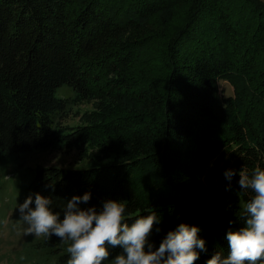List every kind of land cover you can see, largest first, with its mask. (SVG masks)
<instances>
[{"label": "trees", "instance_id": "16d2710c", "mask_svg": "<svg viewBox=\"0 0 264 264\" xmlns=\"http://www.w3.org/2000/svg\"><path fill=\"white\" fill-rule=\"evenodd\" d=\"M81 101L92 109L65 124ZM78 139L101 144L95 163L37 166L27 188L56 211L86 191L88 205L123 200L129 220L155 210V245L184 222L205 240L194 264L226 255L252 194L224 172L264 166V0H0V159ZM65 248L24 250L67 264Z\"/></svg>", "mask_w": 264, "mask_h": 264}, {"label": "clouds", "instance_id": "9594fccd", "mask_svg": "<svg viewBox=\"0 0 264 264\" xmlns=\"http://www.w3.org/2000/svg\"><path fill=\"white\" fill-rule=\"evenodd\" d=\"M237 174L240 192L252 195L240 207V226L225 230L227 254L217 250L204 264H264V166L224 172L229 182ZM90 199L87 191L72 195L56 211L51 197L35 192L16 203L15 210L24 235L55 236L66 245L67 264H194L207 251L197 225L181 222L155 245L149 239L153 225L161 223L155 210L129 220L123 200L104 199L96 206L88 205ZM115 248L120 251L109 259Z\"/></svg>", "mask_w": 264, "mask_h": 264}, {"label": "rangeland", "instance_id": "374dc122", "mask_svg": "<svg viewBox=\"0 0 264 264\" xmlns=\"http://www.w3.org/2000/svg\"><path fill=\"white\" fill-rule=\"evenodd\" d=\"M225 93H231L230 85L219 81ZM57 95H72L65 86L57 89ZM92 101H81L68 108L65 124L75 125L80 121V115L92 109ZM101 145V144H98ZM98 145L87 140H77V145L69 148H55L44 151L26 153L17 157L0 159V264H40L43 256L36 255L31 259L25 254V244L39 240L41 237L24 235L16 203H21L29 193L28 182L37 166L55 165L61 167H84L91 165L101 156ZM24 250V251H23ZM45 264H52L45 261Z\"/></svg>", "mask_w": 264, "mask_h": 264}]
</instances>
